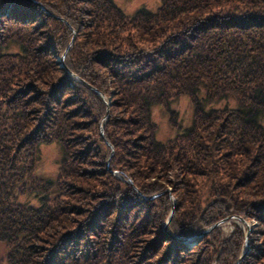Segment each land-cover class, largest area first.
Listing matches in <instances>:
<instances>
[{
  "label": "trees",
  "instance_id": "obj_1",
  "mask_svg": "<svg viewBox=\"0 0 264 264\" xmlns=\"http://www.w3.org/2000/svg\"><path fill=\"white\" fill-rule=\"evenodd\" d=\"M233 215L256 221L238 264H264V0H0V264H235Z\"/></svg>",
  "mask_w": 264,
  "mask_h": 264
},
{
  "label": "rangeland",
  "instance_id": "obj_2",
  "mask_svg": "<svg viewBox=\"0 0 264 264\" xmlns=\"http://www.w3.org/2000/svg\"><path fill=\"white\" fill-rule=\"evenodd\" d=\"M117 2L118 4L122 5V7L125 9L126 12H128V14L132 13L133 10H135L139 6H146L151 9H155L156 5L158 4V0H117ZM77 33L78 32H74V31L69 33L68 35L69 40H68V44L66 48H64L62 52H60L58 56L54 58L55 62H58L59 66L65 65L64 61L67 56V52L71 49L72 44L75 43V40L76 41L78 40L79 34L77 35ZM82 54L83 53H80L81 56H84ZM80 60L81 62H84V59L82 57ZM105 74L107 75V73ZM110 80L111 79H107L108 83L111 85ZM114 98H112L111 95H104L103 97V100L105 102V117L103 116L100 120L101 133H102V128H104L103 120L104 118H106V114L110 110H112L109 105L110 101ZM171 108L178 110L179 115H178L177 120H179L181 117L183 119L182 121L183 122L185 121L184 124L190 122L191 117H192V112H191L192 109H191V104L189 103V100L186 97V95L180 96L174 102L172 101ZM151 110H152L153 120L156 124L155 136L157 139L166 140L171 135V132H172L171 129H172L173 122L169 120V114L167 110H165L162 106L153 105ZM112 153H113V149L111 148L110 154L108 155V158L106 159V163H108V161L110 160V156L112 155ZM61 155H62V152H61L60 146L57 143H50L48 145L42 146L40 158L38 159L36 163L37 172L43 177H49V176L55 177L57 168H58V160L61 159ZM112 174L117 175V172L112 171ZM171 178H172V175H169L168 179L172 180ZM152 179L156 180L157 178L153 177ZM130 182L132 183L131 180ZM171 186L166 185L165 190L169 192L171 201H174L175 197L172 195L173 189ZM134 188H137V187L134 185ZM22 199L27 200L33 204H37V202L35 201L32 195L27 194V196L26 195L23 196ZM174 212H175L174 208L170 207L169 215H172ZM218 224L219 225L221 224V227L225 233L233 231V229H235V225H238L241 228V230L244 232L245 234L244 245L246 244V246L245 247L242 246V248L240 249V256L238 257V259L241 260L242 256L245 254L248 248V245H249L248 237H249L251 230L254 228L253 226L256 224V221L254 219L247 220V219H244L243 217L233 215L227 219L220 221L219 223H216V225ZM213 225L214 224L206 226L204 230L208 231ZM0 248H1V245H0Z\"/></svg>",
  "mask_w": 264,
  "mask_h": 264
},
{
  "label": "water",
  "instance_id": "obj_3",
  "mask_svg": "<svg viewBox=\"0 0 264 264\" xmlns=\"http://www.w3.org/2000/svg\"><path fill=\"white\" fill-rule=\"evenodd\" d=\"M224 220V219H223ZM206 231L207 230H204L202 233H206ZM239 261H240V259H238L237 261H236V263L235 264H238L239 263Z\"/></svg>",
  "mask_w": 264,
  "mask_h": 264
}]
</instances>
